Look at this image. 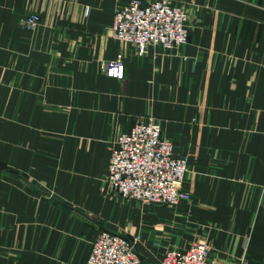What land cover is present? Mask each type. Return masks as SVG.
I'll return each instance as SVG.
<instances>
[{
    "label": "crops",
    "instance_id": "crops-1",
    "mask_svg": "<svg viewBox=\"0 0 264 264\" xmlns=\"http://www.w3.org/2000/svg\"><path fill=\"white\" fill-rule=\"evenodd\" d=\"M130 1L0 0V264H84L101 230L138 237L140 264L196 241L264 264V0H169L187 41L143 55L112 35ZM147 117L188 157V203L106 188L109 146Z\"/></svg>",
    "mask_w": 264,
    "mask_h": 264
},
{
    "label": "built area",
    "instance_id": "built-area-1",
    "mask_svg": "<svg viewBox=\"0 0 264 264\" xmlns=\"http://www.w3.org/2000/svg\"><path fill=\"white\" fill-rule=\"evenodd\" d=\"M86 6L84 13L87 14ZM36 13L25 16L27 28L39 23ZM113 37L127 49L132 47L143 55L149 46L163 51L178 48L187 41L188 16L184 7L169 0H153L143 4L131 0L115 10L111 26ZM125 54L118 51L103 63L106 75L124 79ZM189 170L186 155L175 156L172 142L162 135L160 123L154 117L136 122L129 132L119 133L109 146L106 188L125 198L142 203L176 207L190 201L183 188ZM138 237H129L101 230L92 241L84 264H140L136 250ZM160 264H225L212 257L210 247L203 241L188 248L167 247Z\"/></svg>",
    "mask_w": 264,
    "mask_h": 264
}]
</instances>
